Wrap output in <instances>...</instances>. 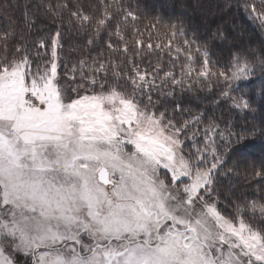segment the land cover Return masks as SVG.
<instances>
[{
    "label": "snow or ice",
    "instance_id": "6c2138e0",
    "mask_svg": "<svg viewBox=\"0 0 264 264\" xmlns=\"http://www.w3.org/2000/svg\"><path fill=\"white\" fill-rule=\"evenodd\" d=\"M243 7L264 27V10ZM46 10L70 11L90 46L106 33L111 54L128 55L120 24L137 16L120 0H99V15L67 2ZM171 28L173 39L183 38V47L168 46L176 59L184 56L179 78L159 63L81 60L91 91L74 89L67 99L56 83L59 31L43 71H32L22 46L10 54L12 34L0 33V264H264V227L245 219V209L258 211L264 224V203L237 205L229 218L213 187L218 175L234 171L226 148L264 138V128L237 131L231 121L213 120L201 129L202 117L178 120L152 96L166 85L191 89L215 78L228 107L246 114L255 109L236 93L247 86L241 81L264 74V59L256 58L259 69L246 57L221 66L197 47L198 61L183 26ZM185 139L203 147L185 154ZM254 175L264 182V162Z\"/></svg>",
    "mask_w": 264,
    "mask_h": 264
},
{
    "label": "trees",
    "instance_id": "16d2710c",
    "mask_svg": "<svg viewBox=\"0 0 264 264\" xmlns=\"http://www.w3.org/2000/svg\"><path fill=\"white\" fill-rule=\"evenodd\" d=\"M65 2L69 7L78 5L85 13L100 14L99 0H0V33L12 34L7 45L10 54L15 52L17 45L22 46L31 58L32 71L37 68L43 71L50 67L53 59L52 40L59 31L61 36L56 49L59 85L70 98L75 97L76 91H91L87 87L88 81H82L81 60L134 59L144 67H154L159 63L165 69L171 67L179 78L182 69L187 67L184 56L176 59L168 52V46L171 41L173 49L176 44L183 47V38L173 39L171 25L183 26L192 55L198 61L202 57L196 52L197 47L206 49L213 61L221 66L230 64L236 57H246L259 69L256 58L264 59V27L258 28L249 19L251 8L246 11L243 7L248 2L256 4L258 11H262L264 8L260 7V0H120L125 8L133 10L137 16L135 21L128 17L127 24H120L124 42L129 48L127 56L111 54L104 43L106 33H101L104 39L90 46L87 43L88 34L79 31V25L71 17L70 11L63 10L54 15L46 10L49 3ZM70 20L73 23L70 24ZM112 30L115 31V23ZM137 40L140 41L139 45ZM41 42L44 47H40ZM148 44L152 45L151 49ZM214 79L208 83L195 82L191 89L187 85L184 88L166 85L152 93L153 100L158 108L166 110L178 120L202 117L199 124L201 129L213 120L222 127L231 121L237 131L242 128H264V74L256 71L246 81L240 82L247 86L242 87L236 95L245 96L255 109L246 114H237L228 107L220 96L223 82L216 84ZM169 92L171 94H167ZM200 139L202 137L197 138L198 141ZM184 146L185 154L195 152L196 147H203L200 143L194 146L191 139H185ZM257 149L264 150V138L259 134L250 135L244 142L226 148L224 159L227 167L234 171L228 175H218L213 187L216 189L214 199L218 209L229 218L236 216L237 205L251 204L254 200L264 203V182L254 175V169L259 170L264 162L263 157L259 158L258 154L252 152ZM245 211L248 223L257 228L264 227L258 211L255 214L248 209Z\"/></svg>",
    "mask_w": 264,
    "mask_h": 264
},
{
    "label": "rangeland",
    "instance_id": "374dc122",
    "mask_svg": "<svg viewBox=\"0 0 264 264\" xmlns=\"http://www.w3.org/2000/svg\"><path fill=\"white\" fill-rule=\"evenodd\" d=\"M252 22H254V24L258 27V28H260V26H261V24L259 23V21L258 20H256V19H253V18H249ZM260 31H262L261 29H259ZM264 33V32H263ZM56 63H57V77H56V83H58L59 84V75H58V58L56 57ZM60 86V85H59ZM61 88V87H60ZM61 90H62V88H61ZM65 98L67 99V98H70V95L68 94V93H66L65 92ZM254 154H258V156H259V158H261V157H263L264 158V150L262 151V150H253L252 151ZM216 205H217V203H216ZM217 208H218V206H217Z\"/></svg>",
    "mask_w": 264,
    "mask_h": 264
}]
</instances>
